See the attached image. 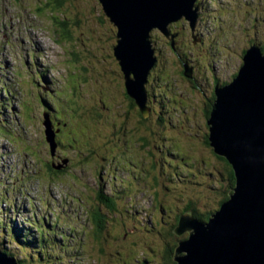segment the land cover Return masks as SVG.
<instances>
[{"label":"rangeland","instance_id":"obj_1","mask_svg":"<svg viewBox=\"0 0 264 264\" xmlns=\"http://www.w3.org/2000/svg\"><path fill=\"white\" fill-rule=\"evenodd\" d=\"M197 1L204 43L152 33L151 120L138 126V106L125 113L132 98L113 54L117 27L99 0H0V248L19 264H173L165 248L188 236L167 233L176 212L194 203L205 213L229 196L203 113L212 71L229 79L249 47L264 43V0ZM187 63L195 81L181 72ZM135 126L147 148L132 142ZM94 208L105 215L103 232ZM7 223L30 230L32 245L8 237Z\"/></svg>","mask_w":264,"mask_h":264},{"label":"water","instance_id":"obj_2","mask_svg":"<svg viewBox=\"0 0 264 264\" xmlns=\"http://www.w3.org/2000/svg\"><path fill=\"white\" fill-rule=\"evenodd\" d=\"M99 1L117 27L113 50L125 73L127 92L148 117L146 84L157 62L152 32L160 29L170 35L169 25L183 18L194 30L200 4L197 0ZM184 74L192 77L190 65H185ZM48 119L44 122L46 140L54 154L57 133ZM207 123L210 145L232 165L236 184L229 191L230 198L208 221H201L190 212L180 216L174 232L177 235L188 232V237L179 241L173 259L176 264H264V51L261 46L249 47L237 76L228 84L217 86ZM0 264L19 262L0 250Z\"/></svg>","mask_w":264,"mask_h":264},{"label":"trees","instance_id":"obj_3","mask_svg":"<svg viewBox=\"0 0 264 264\" xmlns=\"http://www.w3.org/2000/svg\"><path fill=\"white\" fill-rule=\"evenodd\" d=\"M56 2L57 3H60V0H56ZM173 23H175V22H173ZM173 23H171V24H173ZM170 24V25H171ZM116 34H117V29H116ZM153 40V39H152ZM154 44V43H153ZM264 44V43H263ZM116 45V44H115ZM153 47L155 48V46L153 45ZM114 48V47H113ZM155 50H156V48H155ZM262 50L264 51V46L262 47ZM113 54H114V50H113ZM155 54H156V51H155ZM245 55V54H244ZM156 56H158L157 54H156ZM115 57V56H114ZM242 64H243V61H242V63H241V66H242ZM241 66L240 67H238L237 68V70H236V72L233 74V76H232V78H231V81L237 76V74H238V72H239V70H240V68H241ZM183 72H185V65H184V69H183ZM185 75V74H184ZM193 77V76H192ZM191 77V78H192ZM190 79V78H189ZM230 81V82H231ZM147 83H148V81H147ZM228 84V83H227ZM226 85V84H225ZM5 87V86H4ZM146 88H147V90H148V86H147V84H146ZM5 90H6V92L7 93H10V90H8V88L7 87H5ZM127 91V90H126ZM127 94H128V92H127ZM129 95V94H128ZM148 95H152V93L151 92H149L148 91ZM130 96V95H129ZM131 97V96H130ZM132 98V97H131ZM133 99V102H135L137 105H138V103L136 102V100L134 99V98H132ZM215 99H216V90H215ZM138 108H139V118L137 119L138 121V126L139 125H141V126H147V123L149 122V120H151V118L148 116V117H146V116H144L143 115V113H142V111H141V109H140V107H139V105H138ZM134 110V104L133 103H129V109L127 110V111H125V113L128 115V118L130 117L129 115H130V111H133ZM211 111H212V104H211V106L210 107H206V108H204V117L207 119V121H208V119H209V117H210V114H211ZM161 123V122H160ZM208 123H206V125H207ZM209 127V126H208ZM135 130H136V126L135 127H133L132 128V131H131V133H132V135H134V137H136V140H135V138H132V142L135 144V143H137L138 145H140V147H141V143L143 144L142 145V147H144V148H147V139H146V137H144V136H140L139 134H137L136 132H135ZM204 142H205V144L207 145V146H209V148L211 149V150H213V148L211 147V145H210V140H209V132H207L206 133V135H205V140H204ZM213 152V154L217 157V158H219L223 163H224V165H225V169H226V171H227V179L229 180V182H230V186H229V189L232 187V189H233V187L235 186V184H236V177H235V172H234V169H233V167H232V165L229 163V161L226 159V158H224V157H222V156H219V155H217L215 152H214V150L212 151ZM50 170L51 171H53V173H55L56 171H55V168H53L52 166H50ZM97 191H98V193H99V196L100 197H102L103 199H105V201H103L104 202V204L107 206V207H109L110 209H112V210H115L116 209V202L114 201V199H112V198H108V197H106L105 195H103V193H102V191L100 192L98 189H97ZM226 191H228L227 189H226ZM226 194V193H225ZM223 199L222 200H220L219 201V206L217 207V208H215V209H209L207 212H205V213H198L197 212V210L193 207V204L194 203H188L184 208H182L181 210H180V212H176V214L174 215V217H173V222H171V228L167 231V233H170V234H174V235H176L177 236V234L174 232V229L177 227V225L179 224V219H180V216L182 215V214H184V213H187V212H190V213H192V215L194 216V217H196V218H198L199 220H201V221H208L211 217H212V215L217 211V210H219L220 209V207L222 206V204L226 201V200H228L229 198H230V194H229V196H228V194H226V195H224L223 197H222ZM167 207V209H168V207H169V204L166 206ZM96 209H97V211H96ZM94 208V211L93 212H96L95 214H96V217H97V223L98 224H96V226L98 227V229H99V231H102L103 232V229H104V227L106 226V221H105V218H104V214L102 213V211H99V208ZM107 223H108V221H107ZM5 228L7 229V231H8V234H7V236L8 237H10L12 240H15L16 242H23V243H29V245L31 246L32 245V240H27V239H24V238H28V236H27V234H28V231H30V230H26L25 229V227H20V228H18V227H15V226H11L9 223H7L6 225H5ZM36 229L38 230V233L40 234V236H38L40 239H41V244L43 243V241H44V239H42V237H43V232H42V229H41V227L38 225V227H36ZM12 234V235H11ZM45 235V234H44ZM179 236V235H178ZM98 237H101L103 240L105 239V233L103 234V233H101L100 234V236H98ZM188 237V236H187ZM187 237H184V239L185 238H187ZM180 240H182V239H179L178 241H177V243H175L172 247H169L168 245H167V247L165 248V251H164V255H166L165 256V258L168 260V261H172L173 260V264H175V261H174V259H173V255L175 254V250H176V247L178 246V243H179V241ZM45 242V241H44ZM104 246V245H103ZM105 248V247H104ZM0 250H2V251H4V252H7V253H9V254H11V255H13L12 254V252H10V251H8V249H2V248H0ZM15 257V256H14ZM16 258V257H15ZM18 261H22V263H23V260L22 259H18ZM21 263V264H22Z\"/></svg>","mask_w":264,"mask_h":264},{"label":"flooded vegetation","instance_id":"obj_4","mask_svg":"<svg viewBox=\"0 0 264 264\" xmlns=\"http://www.w3.org/2000/svg\"><path fill=\"white\" fill-rule=\"evenodd\" d=\"M169 28H170V33L172 34V33H175L176 34V37H175V42L178 44V43H183L184 41H185V38H186V35L187 34H189V35H191V36H197L199 39H201V43H204V39H203V36H202V33L200 32V27H199V24H197V26H196V28L193 30L191 27H190V25L187 23V21L185 20V19H182V20H180V21H177V22H175V23H173V24H171V25H169ZM153 33V32H152ZM256 42V40H254V39H252L251 40V42ZM259 43V42H258ZM169 46V45H168ZM182 46V45H181ZM261 47H263L264 46V44H261L260 45ZM178 48H177V46L175 47V50H177ZM158 55V54H157ZM179 58H181V53H180V50H179ZM180 60H183V59H180ZM184 60H186V59H184ZM183 60V61H184ZM190 62V61H189ZM159 63V56H157V63L155 64V66L153 67V69L151 70V72H150V74H149V77H148V82L151 80V78H152V73H154V71L157 69V64ZM187 65H189L188 63H187ZM190 66L192 67V72H193V77L192 78H188V80H190V81H195L196 80V78H195V66L194 65H191L190 64ZM181 72H182V74L184 75V72H183V70L181 69ZM235 72H236V70H235ZM234 72V73H235ZM212 73H213V76H214V80H213V84H212V91H211V94H210V96H209V98H208V100H207V102L205 103V105H206V107H210L211 106V104H212V106H213V103H214V101H215V90H216V88H217V86H223V85H225V84H227V83H229L230 81H231V78H232V76H233V74H232V76L229 78V79H227V78H223V79H221V77L220 76H218L216 73H214L213 71H212ZM185 76V75H184ZM186 77V76H185ZM124 89H125V91L127 90L126 89V84H125V86H124ZM126 97H128V98H131L128 94H127V91H126ZM129 103H133L134 104V108H137V104L135 103V102H133V99H130L129 100ZM148 107L150 108V113H151V106H149V104H148ZM139 109V108H138ZM58 143H59V145H60V143L61 142H59L58 141ZM59 145H58V147H59ZM57 149H59V148H57ZM67 160V159H66ZM67 162H68V160H67ZM66 162V163H67ZM61 165H63V164H61ZM49 166H51V165H49L48 164V167ZM65 169V168H64ZM64 169H60V168H58V169H55V171H56V173H62V174H65V173H67V172H65L64 171ZM53 172V171H52ZM57 176H58V174H57Z\"/></svg>","mask_w":264,"mask_h":264},{"label":"bare ground","instance_id":"obj_5","mask_svg":"<svg viewBox=\"0 0 264 264\" xmlns=\"http://www.w3.org/2000/svg\"><path fill=\"white\" fill-rule=\"evenodd\" d=\"M100 2V1H99ZM103 8V7H102ZM111 9V8H110ZM113 23V22H112ZM114 24V23H113ZM115 25V24H114ZM117 35V34H116ZM131 36H133V35H131ZM39 40V39H38ZM116 42H117V40H116ZM36 45H38V46H40V48H39V50H41V51H44V46L41 44V42H40V40H39V42H38V44L36 43ZM31 229V228H30ZM33 231V230H32Z\"/></svg>","mask_w":264,"mask_h":264}]
</instances>
